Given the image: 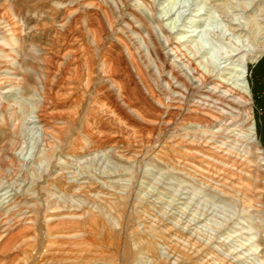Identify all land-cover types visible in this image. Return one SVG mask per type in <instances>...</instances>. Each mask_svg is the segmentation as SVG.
Instances as JSON below:
<instances>
[{"label":"rangeland","instance_id":"obj_1","mask_svg":"<svg viewBox=\"0 0 264 264\" xmlns=\"http://www.w3.org/2000/svg\"><path fill=\"white\" fill-rule=\"evenodd\" d=\"M263 40L264 0H0V264H264Z\"/></svg>","mask_w":264,"mask_h":264},{"label":"bare ground","instance_id":"obj_2","mask_svg":"<svg viewBox=\"0 0 264 264\" xmlns=\"http://www.w3.org/2000/svg\"><path fill=\"white\" fill-rule=\"evenodd\" d=\"M90 2V1H89ZM73 6V5H72ZM98 13V12H97ZM141 17H142V20L143 21H146L147 23H152V21L154 20V16H153V13H152V11H151V9L150 10H147V12L144 14V15H140ZM139 17V16H138ZM131 18H132V20H134L136 23H138V22H140V20H141V18L139 17V18H137V16L135 17L134 15H131ZM142 20H141V22H142ZM146 23V24H147ZM138 25V24H137ZM151 26V25H150ZM14 27H16V26H14ZM13 27V28H14ZM13 28H11L12 30L11 31H14L16 28H14V30H13ZM143 28L146 30V32L148 33V34H156V32H155V30L154 29H152L151 27H148V24H147V26L145 27L144 25H143ZM242 31V30H241ZM8 33H10V32H8ZM14 34V33H13ZM4 35V34H3ZM16 35V34H15ZM157 37V36H156ZM19 40V39H18ZM78 41V40H77ZM165 41V44L163 45V43H162V45H163V47H164V49L163 50H166V52H165V58H167V56L169 57V59L170 60H172V61H174V62H176V65L177 64H179V66H180V68H179V70H181V75H180V77H183V75L185 76L184 78H185V81H184V83L186 84V85H191V84H193V83H195V81H196V79H195V76H197V75H199V70L194 66L193 67V65L191 64V62H190V59H186V57H183V58H179L178 56H177V54L175 55V54H173L172 53V48H171V45H173V43H169V39L167 38L166 40H164ZM122 42V41H121ZM73 46V45H72ZM261 49H259V51H257L258 53H256V56H255V58H254V61H256V60H258L261 56H262V54H264V40L261 42ZM177 47V46H176ZM72 49H73V51H72V55H73V59H71V62H73V64L75 65V68H76V70L78 71V69H80L81 68V66H82V56L80 57V53L79 52H81L80 51V45L78 44H76V45H74L73 47H72ZM14 51L15 52V54H16V56L14 57V58H11L10 59V65L9 66H11V71H9V70H7V71H3L4 73V75L6 74V75H14L17 71H19L20 69H21V66H20V63H19V57H18V52H19V49H9V51ZM157 50V49H156ZM175 50V49H174ZM8 50H6L5 49V47L4 48H2V46H1V48H0V52H2L3 53V55H5V54H7L8 52H9ZM158 51V50H157ZM176 51V50H175ZM174 51V52H175ZM159 52V51H158ZM157 52V55L160 53H158ZM253 52V51H252ZM156 53V52H155ZM8 54H10V53H8ZM182 55V54H181ZM13 56H14V54H13ZM7 57H8V55H7ZM12 57V56H11ZM162 60V59H161ZM170 64V63H169ZM6 67V66H5ZM9 68V67H8ZM7 68V69H8ZM175 71V70H174ZM171 72V71H170ZM177 72V71H176ZM179 73V72H178ZM172 74V73H171ZM180 74V73H179ZM178 74V75H179ZM239 75H238V78L236 79L237 81H242L243 79H244V74H245V69H244V67L239 71V73H238ZM176 75V74H175ZM174 75V76H175ZM177 76V75H176ZM13 77H15V76H13ZM17 77V76H16ZM198 77V76H197ZM206 77V76H205ZM174 78V77H173ZM203 77H201V79H202ZM175 79H177V77L175 78ZM182 79V78H181ZM206 79V78H205ZM14 81L16 82V83H19V81H18V79H15L14 78ZM13 81V82H14ZM203 81V80H202ZM178 82V81H177ZM207 82H208V80H207ZM180 83H181V81H180ZM184 84V85H185ZM210 85V84H209ZM227 85H225L224 83H221V84H218L217 85V87H216V90H217V93H222L221 92V90H224L225 89V87H226ZM235 87H233V88H230L231 90L230 91H228V92H226V95L227 96H232V95H234V94H238V95H242V96H246V97H250V91H249V89H248V87L246 86V84H245V82H241L240 84H236V85H234ZM212 87H214V86H212ZM200 88V87H199ZM227 88V87H226ZM21 89V88H20ZM25 89V88H24ZM204 89V88H203ZM25 91V90H24ZM206 91V90H205ZM235 91H238V93H236ZM23 93V92H22ZM215 94V93H214ZM215 96V95H214ZM244 98V97H243ZM227 101V100H226ZM229 102V101H228ZM210 114V113H209ZM206 116H207V114H206ZM214 116V115H213ZM38 117H40V116H38ZM217 117V116H216ZM215 117V118H216ZM208 118V117H207ZM214 118V117H213ZM247 136V135H246ZM246 136H245V138H246ZM248 138H247V141H248V143L249 144H251V145H253V146H255V148H256V150H257V152H258V154L261 156V157H263V161H264V152H263V150H262V148H261V146H260V144H259V142H258V140L255 138V136L253 135V133H250L248 136H247ZM237 170V169H236Z\"/></svg>","mask_w":264,"mask_h":264},{"label":"trees","instance_id":"obj_3","mask_svg":"<svg viewBox=\"0 0 264 264\" xmlns=\"http://www.w3.org/2000/svg\"><path fill=\"white\" fill-rule=\"evenodd\" d=\"M252 74H254L255 75V77H256V85H259V84H261L260 83V79H262L263 81V85H260V86H257V88H259L260 90H259V92H262V95L260 96V97H257V100H264V57L263 58H261V60L258 62V64H256L254 67H253V69H252ZM255 89V88H254ZM257 95H258V93H257ZM262 98V99H261Z\"/></svg>","mask_w":264,"mask_h":264}]
</instances>
